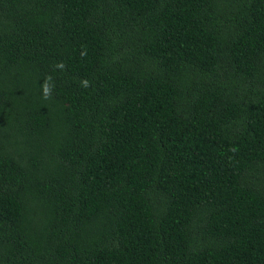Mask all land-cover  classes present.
<instances>
[{
    "label": "trees",
    "instance_id": "16d2710c",
    "mask_svg": "<svg viewBox=\"0 0 264 264\" xmlns=\"http://www.w3.org/2000/svg\"><path fill=\"white\" fill-rule=\"evenodd\" d=\"M0 264H264V0H0Z\"/></svg>",
    "mask_w": 264,
    "mask_h": 264
},
{
    "label": "clouds",
    "instance_id": "9594fccd",
    "mask_svg": "<svg viewBox=\"0 0 264 264\" xmlns=\"http://www.w3.org/2000/svg\"><path fill=\"white\" fill-rule=\"evenodd\" d=\"M47 95H48V89L46 88L45 89V96L47 97Z\"/></svg>",
    "mask_w": 264,
    "mask_h": 264
}]
</instances>
